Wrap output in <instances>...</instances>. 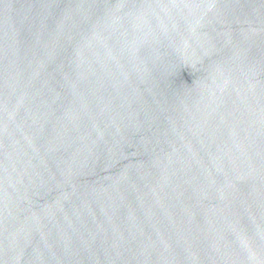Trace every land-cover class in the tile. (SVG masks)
<instances>
[{"label":"water","instance_id":"water-1","mask_svg":"<svg viewBox=\"0 0 264 264\" xmlns=\"http://www.w3.org/2000/svg\"><path fill=\"white\" fill-rule=\"evenodd\" d=\"M0 264H264V0H0Z\"/></svg>","mask_w":264,"mask_h":264}]
</instances>
